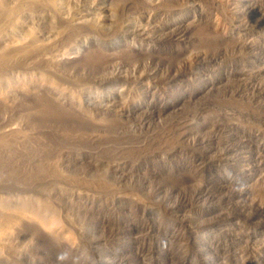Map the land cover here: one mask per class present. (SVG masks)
<instances>
[{
  "label": "rangeland",
  "instance_id": "obj_1",
  "mask_svg": "<svg viewBox=\"0 0 264 264\" xmlns=\"http://www.w3.org/2000/svg\"><path fill=\"white\" fill-rule=\"evenodd\" d=\"M154 1L155 6L147 7L143 0H84L82 9L101 16L104 32L96 36L88 30L84 40L89 43L74 42L75 49L74 43L60 46L65 57L57 78L69 89V79L76 78L83 91L97 96L92 98L96 103L84 96L82 108L108 124L84 120L78 109L64 121L56 116L47 122L29 115L20 119L26 115L16 111L18 130L30 131L27 121L36 125L49 152L55 153L45 154L46 161L55 158L63 176H55L51 161L49 176L38 175V182L26 184L22 194L55 187L52 202L58 216L95 264L97 259L106 264H264V0ZM38 12L36 23L24 22L49 39L52 31ZM178 18V29H168ZM131 19L154 37H120L119 23L128 25ZM94 22L88 19L90 26ZM114 37L117 51L131 43L136 50L106 62L93 56ZM39 64L27 66L39 78L36 83L29 79L31 94L15 95L34 109L50 102L47 90L37 85L53 76ZM166 102L174 105L160 114ZM129 112L146 124L137 138L128 134L127 126L134 122ZM8 113L0 104V129ZM54 127L81 140L56 139L50 135ZM102 181L110 189L97 188ZM14 192L19 193L0 186L6 200ZM129 195L139 197L143 206L129 199L127 206L119 205L118 196ZM100 199L111 205L102 209ZM22 228L12 249L30 248L24 254L37 255L31 257L34 264L76 262L36 228ZM199 234L205 236L203 246L196 244ZM26 257L19 264H30Z\"/></svg>",
  "mask_w": 264,
  "mask_h": 264
},
{
  "label": "bare ground",
  "instance_id": "obj_2",
  "mask_svg": "<svg viewBox=\"0 0 264 264\" xmlns=\"http://www.w3.org/2000/svg\"><path fill=\"white\" fill-rule=\"evenodd\" d=\"M143 1L145 5H147V7L156 5V1L154 0H143ZM83 2L84 0L82 1L81 0H0V104L6 107V109L9 112L8 115L6 116L7 118L5 117L6 118L5 126L2 129H0V186L6 187L12 190L16 189V191L18 190L19 192V193L14 192L15 194L9 200L8 199L6 200L7 194L4 195V197L6 196V198H3L2 197L3 195L0 194V264H19V260L26 257L24 254V251L25 250L28 251L30 248L21 250V249H24L23 246H20V247L18 246L19 248L15 246V249H12L14 246L12 247L13 243L11 242L12 240H14V235L17 234L16 231L23 230L22 227H24L25 225L36 228L40 232V234L44 238H46V241L48 240L52 244L54 243L57 246V248H60L62 251L66 252L69 256L75 257L76 262H74V264H92V263L95 264V262H90L87 258L88 257L86 255L87 253H85V251L81 247L76 245L74 237L71 236V233L69 232V229L67 228V224H64V221L61 220L60 218L61 215L58 216V213H57L58 208L56 209L52 202L53 199L56 198L55 195H57L55 193L56 191L55 187H50V189L44 190V192L42 190L40 193L38 192L39 195L35 191L33 193L34 195L30 192L27 193L28 190L26 189H25L26 192L22 194V191L24 190L26 184L28 185V183H30L32 186L33 185L32 183H35V182L37 183L38 180L34 181V179H39L40 174L49 176L50 169H52L53 167L54 169L52 171L55 173V176L57 177L59 176L63 177V176L61 174L62 172L59 171L58 162H56L57 164L55 163V160H54L55 158L53 159L51 157L49 161V158L47 157L48 160L46 161L45 154L47 155L49 154L52 156L54 152H52V150H51L52 153L49 152L50 150L48 149L50 147L47 146L46 142H44L45 140L43 141L41 135L37 132L38 130L35 128L36 125L33 122L31 123V121H27V126L29 127L30 131L23 132L21 130H18V128L16 127L15 122L17 118L14 117L15 116L14 113L16 111H17L16 112L17 114H18V111H21V113L22 112L25 113L26 117L21 115L19 116L20 119L21 118L28 119L27 117L29 115L30 118H38V120L41 122H47L49 121V119L50 120L52 119L53 121L56 118V116H58V118L60 119L62 118L61 120L64 121V118H69V117L71 118V116L74 114L75 109H78V112H80L83 115L82 118L84 120H88V121L99 123V124H108V121L106 119L97 120L91 114L84 112L82 108L81 104H82V98L84 96L87 97V99L89 100V103L91 102L96 103L95 99L97 96L95 97L94 94H92L93 97H95V99H92L93 97H91V94H90L92 92L89 91L90 93H88L87 91H83L85 90V88H81L79 85H77L78 82H76V78L75 80L72 79L71 77H70L71 79L68 78L69 81L73 80V83H72L73 85L71 89H69V87L67 88L64 85L65 82L62 83V81L59 80L60 78L59 79L57 78V75L59 74L57 73L59 72L57 71V68L60 69L62 67V63L64 62L63 59L65 57V52L61 50V47L63 46V44L65 46V42L66 43L68 42L69 44H73L74 42L77 43L78 41H81V40L83 41L85 38V32L92 31L94 35L96 34L98 35L102 31L104 32L103 24L101 23L102 21L101 16L98 13L92 14L91 11H90L91 13L88 15L89 12L87 13V11L83 10L81 7L83 4L85 5V2L84 3ZM95 5L93 4V6ZM38 11H40V13L42 12V15H43L42 18H44V22L48 25V27L52 31L51 36H49V39L52 38L51 40L45 37V35L42 33L44 35L43 36L41 34V31H39L40 29L39 30L34 29L33 26H30L29 24L30 22L29 23L27 22V19H29L30 21H32V24L36 23L37 18L35 19V17L37 16H35L36 14L35 12H38ZM115 12L116 11L114 7L113 8L111 7L109 9L110 19L112 21L116 20ZM25 18L27 19L24 22ZM88 19L89 20L94 19L95 24L92 23V25L90 26L88 23ZM179 21H180L179 18L174 20L172 25L168 26V29L169 28L174 29V30L176 28L178 29V27L180 26L178 24ZM126 22L124 20L123 23L121 22L118 25L117 34L120 37H121L120 34L127 35L126 33H130L134 35V37L136 35L138 37L145 38L147 40L154 37L153 34H151L150 32H148V30H145L141 25H139L136 20L131 19L128 25H126L127 24ZM26 23H28L29 25ZM163 28L165 27L160 28V31H163ZM128 29L130 32L129 31L127 32ZM42 38L46 39L47 42L49 41L50 44L46 43ZM117 38L118 37L109 39L108 40L109 42L107 41L106 43H104L105 45L97 49L95 51L96 54L94 53L95 55L93 56H96V57L99 56L101 60L102 59L104 60L103 62H106L107 60H109V58L115 59L117 57H120V55L125 53V51L130 53L136 50L137 46L134 47L131 42H130L131 44H127L128 42L126 41L125 44L128 45V48L122 51L120 50L117 51V46H118ZM85 42L87 43V41ZM75 43L72 45L73 49L76 48ZM122 43L124 44V42H121V44ZM87 44L85 45L88 46ZM97 45L101 46L100 44H97ZM76 50H78V48ZM30 62L32 64L39 62L41 65H43L42 68L50 71L51 75H53L49 78V80L46 78L45 83H43L42 81L43 84H39L40 83L39 82L38 83L39 85H37L40 87V89L41 88L46 89L47 92L49 93L48 98H50V102L47 103V102H44L43 97H42L41 99L43 100L42 102L44 103H42L43 105H40V107L41 106L42 107L41 108L39 107V109L37 108L34 109L33 107H31L29 104H26V103L21 104V102L19 103V101L18 100L16 101L15 99L16 98L15 95H18L20 93L21 94L30 93L28 92V90H30L29 89V85H30L29 79L35 78L34 76L30 75L31 74L30 66H29L30 69L27 67L28 63ZM96 63H99V62H96ZM63 68L62 70H65ZM65 72H64V75H65ZM45 74L47 75V73ZM64 75L62 77L64 79H67L68 76L65 78ZM37 78L38 77L34 79L35 83H36ZM35 83L34 85L36 86ZM98 100H101V99L98 98ZM103 101L101 105L103 104ZM173 105H172V102H166L163 104V107L160 108V110L158 111L160 114L167 113V111H169L168 109L171 110L172 108L171 106ZM18 115H20V112ZM128 116H129V119H131L130 120L131 122L134 121L133 123H129L127 126L128 134H131L132 137L137 138L139 136L138 133L140 132V134H143V131L145 130V125H146L145 121L142 118H139L136 114H133L132 112H129ZM61 131H59L57 127L51 128L50 135L53 134V136L57 137L56 139H62V140L63 139L64 140L65 139L66 140L76 139L79 141L81 140V136H79L78 134L77 135L74 134V136L67 135V134L65 135V133L64 132L62 133ZM186 137L185 139L189 140ZM82 139L84 140L83 137ZM85 140H88V139L85 138ZM37 153L41 155L39 156ZM42 154L45 157H43ZM43 158H45V160H42ZM50 162L54 163L52 168L50 167L52 165ZM35 166L38 168L37 173H33L34 172L33 168ZM112 166H113L112 168L114 169L115 165H112ZM108 168L107 166L104 167L105 172L109 171ZM7 169H11L13 171L12 172L13 174L7 173ZM113 171L115 172V174L118 173L117 170H116L117 172L115 170ZM46 179H49V178H46ZM96 186H98L97 188H102L104 190H106V188L108 187L106 183L103 181L99 182ZM85 188L87 189V187ZM101 190H99V192ZM110 191L111 190H108L107 192H110ZM25 193L27 195L29 194L31 195L25 197L23 196V195H26ZM35 193L37 195H35ZM70 197L72 196L70 195ZM82 197L84 196L82 195ZM109 199H100V201H98L102 209H104L103 207H105L106 205H111ZM128 199L132 201V203L135 204L137 207L143 206V203H142L143 201H141L139 197L135 195H131L130 198H124V197L118 196V201L120 203L119 205L123 204L127 206L128 204L127 201H129ZM94 201L92 203H94ZM95 205H98V204H95ZM204 239H205V236H203L202 234L197 235L196 244L198 246H201V245L203 246L202 243H205L206 241L205 239V241L203 242ZM29 255L26 257L28 259L27 262H30V264H34V262L32 261L35 256L32 257L33 253H32V256H29ZM36 258H37V255H36ZM105 262L107 261H103L102 259H97L96 261L97 264H106ZM38 264H42V263H38Z\"/></svg>",
  "mask_w": 264,
  "mask_h": 264
}]
</instances>
